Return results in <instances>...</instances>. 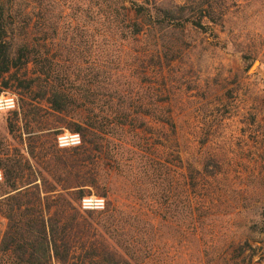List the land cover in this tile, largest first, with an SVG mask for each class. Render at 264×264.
<instances>
[{
  "label": "rangeland",
  "instance_id": "obj_1",
  "mask_svg": "<svg viewBox=\"0 0 264 264\" xmlns=\"http://www.w3.org/2000/svg\"><path fill=\"white\" fill-rule=\"evenodd\" d=\"M124 2L128 22L143 27L133 39L111 33L93 0H0L15 47L38 49L77 81L68 111L54 114L37 87L18 86L37 78L33 64L6 76L20 116L0 114V152L29 159L30 137L47 149L70 123L102 121L105 134L71 170L95 183L85 196L128 221L124 233L137 227L140 264H247L248 255L264 264V0L228 1L224 20L200 21L206 33L183 20L158 30L136 13L142 0ZM97 69L110 86L89 85V105L77 89ZM6 230L0 211V244ZM245 243L254 251L239 256Z\"/></svg>",
  "mask_w": 264,
  "mask_h": 264
},
{
  "label": "trees",
  "instance_id": "obj_2",
  "mask_svg": "<svg viewBox=\"0 0 264 264\" xmlns=\"http://www.w3.org/2000/svg\"><path fill=\"white\" fill-rule=\"evenodd\" d=\"M228 1L182 0L181 6L169 8L165 1L142 0L143 5L133 6L137 14L148 15L149 25L158 30L183 20L206 33L207 29L202 27L200 21L206 20L210 24L216 23L217 19L224 20ZM93 2L98 10L97 16L104 17L109 24L107 29L114 35L126 34L127 39H133L142 33L141 25L128 22L124 0ZM6 18L5 9L0 5V95L9 86L8 80L4 81L6 76H12L13 71L18 73L33 64L37 69V78L27 82L17 81L19 88L31 91L37 87L35 95L47 104L52 113H66L77 82L72 78L73 72L71 74L70 69L47 60L38 49L28 44L16 48L9 38ZM89 73L92 74L91 79L80 84L77 90L87 104L93 105L95 100H90L88 96L89 85L103 91L110 86L109 75L100 69ZM11 114L18 119L19 107ZM27 117L25 111L23 119L26 121ZM161 121L171 125L169 119L162 118ZM33 123L41 124L39 120ZM104 125V122L94 123L92 119L86 123H70L67 130L81 137L78 147L60 149L57 138L61 133H56L58 136L52 139L47 149H44V145L36 146L40 137L35 136L37 143H32L30 137L27 147L29 159H24L21 154L0 152V170L4 176L0 184V211L7 220V230L0 244V264H140L137 251L141 248V241H131L138 233L136 226L128 225L124 233L123 228L128 221L121 223L123 220H117L110 203L101 212H82L79 209V202L86 197V187H93L95 183L79 181V171H73L75 168L70 161H77L87 154V142H95L96 131L105 134ZM15 131V127L9 124V132ZM25 132L37 134L35 130L31 132L25 129ZM37 149H41L39 157ZM99 194L107 197L106 192L100 191ZM246 249L254 251L245 243L239 249V256L245 255ZM253 257H245L247 264L251 263Z\"/></svg>",
  "mask_w": 264,
  "mask_h": 264
},
{
  "label": "built area",
  "instance_id": "obj_3",
  "mask_svg": "<svg viewBox=\"0 0 264 264\" xmlns=\"http://www.w3.org/2000/svg\"><path fill=\"white\" fill-rule=\"evenodd\" d=\"M18 108L17 98L9 93L0 95V114L11 113ZM57 144L60 149L78 147L81 145L79 134L63 133L58 136ZM4 180L2 171L0 170V183ZM106 207L105 199L98 196H86L79 202V209L82 212H101Z\"/></svg>",
  "mask_w": 264,
  "mask_h": 264
}]
</instances>
